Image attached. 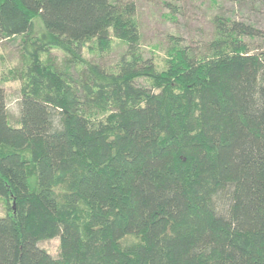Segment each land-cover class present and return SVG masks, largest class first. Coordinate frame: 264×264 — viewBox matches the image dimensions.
I'll return each instance as SVG.
<instances>
[{"label": "trees", "instance_id": "obj_1", "mask_svg": "<svg viewBox=\"0 0 264 264\" xmlns=\"http://www.w3.org/2000/svg\"><path fill=\"white\" fill-rule=\"evenodd\" d=\"M212 22L159 68L134 0H0V40L21 38L0 77V264H264V30ZM114 38L115 69L83 56Z\"/></svg>", "mask_w": 264, "mask_h": 264}, {"label": "rangeland", "instance_id": "obj_2", "mask_svg": "<svg viewBox=\"0 0 264 264\" xmlns=\"http://www.w3.org/2000/svg\"><path fill=\"white\" fill-rule=\"evenodd\" d=\"M137 6V17L141 31V50L147 58L154 60L159 68L165 66L168 57L167 49L174 39L198 46L211 37L212 18L216 13H224L246 20L264 30V0H134ZM43 19L35 18V32L42 33ZM20 36L0 40V77L9 75L8 70L21 63ZM264 43V41H263ZM126 44L114 38L110 50H91L83 48V56L96 61L109 69L118 66ZM55 62L65 66L64 52L52 48ZM71 71L77 76L75 68ZM7 77V76H6ZM141 79H139L140 81ZM141 82V81H140ZM5 88L9 120L18 124L20 115V81L8 79L2 82ZM4 212L0 201V215ZM39 245L53 255H58L60 238L41 239Z\"/></svg>", "mask_w": 264, "mask_h": 264}]
</instances>
